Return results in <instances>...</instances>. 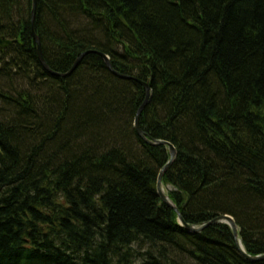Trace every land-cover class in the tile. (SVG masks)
<instances>
[{
  "label": "trees",
  "instance_id": "1",
  "mask_svg": "<svg viewBox=\"0 0 264 264\" xmlns=\"http://www.w3.org/2000/svg\"><path fill=\"white\" fill-rule=\"evenodd\" d=\"M33 2L0 0V75L38 92L0 91V264H264L227 224L186 230L169 148L134 126L149 82L183 221L230 215L264 254V0Z\"/></svg>",
  "mask_w": 264,
  "mask_h": 264
},
{
  "label": "water",
  "instance_id": "2",
  "mask_svg": "<svg viewBox=\"0 0 264 264\" xmlns=\"http://www.w3.org/2000/svg\"><path fill=\"white\" fill-rule=\"evenodd\" d=\"M35 15H36V0H34L33 2V11H32V19L34 20L35 19ZM34 38L38 44V52H39V58H40V61L42 63V65L45 67V69H47L48 71L49 68H48V65L43 57V54H42V51H41V45H40V41L38 39V36L36 35V33L34 32ZM13 43L12 40H8L6 39L5 37H2L0 36V47L1 48H7L9 45H11ZM87 54L86 53H83L75 62L74 66L70 69L69 72H67L66 74H60L62 76H68L70 75L71 73H73L76 68L78 67V65L80 64V62L82 61V59L84 58V56ZM102 57L105 59L106 63H107V66L110 70H112V66H111V62H110V59L108 56H106L105 54H101ZM59 75V74H58ZM121 77H124V78H132V79H136V78H133V77H130V76H122L120 75ZM143 84V86L145 87L146 89V99L144 101V105L142 106V108H140L137 112V116H136V119H135V127H136V131L138 133V135L145 139L148 143L152 144V145H164V146H168L169 149H170V160L169 162L161 169L160 171V174L158 176V182H157V189H158V194L162 200V202L166 203V204H169L174 210L175 212L178 214L179 216V219L181 221L182 224L185 225V228L193 233V232H199L201 231L202 229H204L205 227L213 224V223H226V224H229L233 230V235H234V238L237 242V245H238V248L240 249V251L242 252V254L249 260L251 261H261V260H264V254L263 255H257V256H251V255H248L243 249L242 247L240 246L239 244V241H238V228H237V225L233 219V217L229 216V215H223V216H219L215 219H213L212 221H209L207 222L206 224H204L202 227H196V226H193V225H189V224H186L181 215H180V211L179 209L169 200L168 196L162 191V179H163V176L164 174L166 173V171L168 170V168L170 167V165L173 163L174 161V158L177 156V150L176 148L169 142L167 141H164V140H147L146 137H145V134L143 132V130L141 129L140 127V119H139V116L140 114L142 113L143 111V108L145 107V105L147 103H149V100H150V95H151V88L149 86V83L148 82H141Z\"/></svg>",
  "mask_w": 264,
  "mask_h": 264
},
{
  "label": "rangeland",
  "instance_id": "3",
  "mask_svg": "<svg viewBox=\"0 0 264 264\" xmlns=\"http://www.w3.org/2000/svg\"><path fill=\"white\" fill-rule=\"evenodd\" d=\"M81 23H82V20H81ZM75 27H78V26H75ZM88 27H89L88 25H85L83 23V28H86L87 29ZM80 30H83V29L81 28ZM7 61H9V58H8ZM2 65L3 64L0 63V68H1ZM12 72L8 71L9 74H11ZM38 84H39V82L37 83L36 87H39ZM7 87H9V91H11V94L14 95V96H16V94L19 91L24 90V88H26L27 90H29L31 92L38 93L37 90L32 89L28 84H26L25 81L23 79H21V76H19V75L16 76V70H15V72H13L12 75H8L7 74V71H5V70L2 71V73L0 75V88H1L0 91H3L2 89L6 90ZM47 91L48 90H46V92ZM35 95H37V94H35ZM1 106H3V104H1V102H0V107ZM168 188L170 189V187H168ZM139 263H140V261H136L135 264H139Z\"/></svg>",
  "mask_w": 264,
  "mask_h": 264
},
{
  "label": "bare ground",
  "instance_id": "4",
  "mask_svg": "<svg viewBox=\"0 0 264 264\" xmlns=\"http://www.w3.org/2000/svg\"><path fill=\"white\" fill-rule=\"evenodd\" d=\"M34 35V34H33ZM152 91V90H151ZM149 103H147L146 105H145V107L143 108V111L145 110V108H146V106L148 105ZM144 104H142V106H143ZM142 106L140 107V108H142ZM162 190H163V192L165 193L166 192V188H162ZM235 221V220H234Z\"/></svg>",
  "mask_w": 264,
  "mask_h": 264
}]
</instances>
